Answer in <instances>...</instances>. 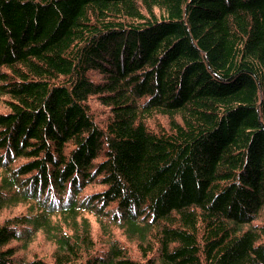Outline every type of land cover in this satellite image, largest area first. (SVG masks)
I'll use <instances>...</instances> for the list:
<instances>
[{
    "label": "trees",
    "instance_id": "obj_1",
    "mask_svg": "<svg viewBox=\"0 0 264 264\" xmlns=\"http://www.w3.org/2000/svg\"><path fill=\"white\" fill-rule=\"evenodd\" d=\"M0 264H264V0H0Z\"/></svg>",
    "mask_w": 264,
    "mask_h": 264
},
{
    "label": "rangeland",
    "instance_id": "obj_2",
    "mask_svg": "<svg viewBox=\"0 0 264 264\" xmlns=\"http://www.w3.org/2000/svg\"><path fill=\"white\" fill-rule=\"evenodd\" d=\"M92 107H96L98 109H100L101 111H103L104 109L100 108V106L94 102L91 103ZM99 115V114H98ZM102 117V116H101ZM98 118V117H97ZM100 118V117H99ZM155 123H160L164 126H166V120L164 116L161 115H155L152 120L150 121V124H155ZM101 186L99 184H91L89 185L87 188L84 189V191L88 194H90L91 192L100 189ZM24 210V206L23 205H18L16 207H12L7 209L6 211H4V213H2V216L5 215H10V214H14V213H18V212H22ZM88 217H89V221L91 224V234H92V240L95 244V248H99V251H101L102 249H105V247L107 246V240H108V236L104 235L101 232V228L98 224V222L96 221L94 215L87 213ZM106 219V217H105ZM112 233L115 239H117V241L124 246L127 249L128 254L133 257H136L137 252L135 251L134 245L125 240L121 229H119L118 227L114 226L112 228ZM20 242V241H19ZM20 245V244H18ZM54 244L50 241L47 240L43 237V235L37 234L36 236V240L33 244H31L30 248L26 249V250H20V256L22 258H29L31 255L37 254V255H41L45 258V260H49L50 259V252L53 250Z\"/></svg>",
    "mask_w": 264,
    "mask_h": 264
}]
</instances>
